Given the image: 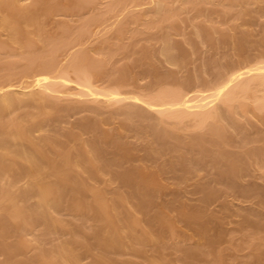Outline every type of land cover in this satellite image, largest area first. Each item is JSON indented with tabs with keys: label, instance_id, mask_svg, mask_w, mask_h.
Here are the masks:
<instances>
[{
	"label": "bare ground",
	"instance_id": "obj_1",
	"mask_svg": "<svg viewBox=\"0 0 264 264\" xmlns=\"http://www.w3.org/2000/svg\"><path fill=\"white\" fill-rule=\"evenodd\" d=\"M91 1L92 0H0V246H3L0 252L4 248L2 252H7L11 259L12 257L17 259L15 255L22 248H27L25 251H29L28 247H38V250L39 247H42L43 256H39L41 254L39 252L38 258L42 257V259L41 261L39 260L40 262H38V264H119L115 261L117 258H112L109 253L112 254L114 251H124L131 247L133 250L134 247V251L138 249L139 255L141 254L139 252L142 251L139 246L146 243L148 245H155L158 241L162 242L161 236L165 228H171L170 231H166L167 233L169 232L172 234L174 231L176 234V225L178 224L179 227L175 215L173 214L174 216H171V213L167 212V203L158 202L155 198L157 192L163 187L159 174L160 170L155 171L151 168L148 169L147 163L132 165L134 164L132 162H130L132 163L130 166H126V168L122 170H120L121 168L119 169V167L118 169H116L117 167L115 168L117 165L122 167L125 162L135 159L137 155L134 153L135 146H133V144L127 143L126 140L116 141L115 145H113L115 150H112L113 146L109 144L111 150L106 149L109 152L113 151L116 157L115 161L113 160L114 158L111 160L107 159L109 157L105 155V151L108 152L105 150V147L109 145L105 144L104 147V143L102 144V142H108L111 137L114 138L115 134L117 136L119 132L116 131L118 128L117 126L113 127L114 129L116 128L115 130L113 129V131L103 128L102 125L108 120L107 116L101 117V115H99V121L95 118H91L92 120H90L88 119L90 117H88L87 121L81 123V130L70 128L65 132L61 131L63 129H59L61 132L57 130L56 132L54 131V133L53 131L46 130V121H50V119L53 118L54 113L60 109V106L64 107L60 105L61 98L64 96L71 98L76 96V100L73 97L76 106H80L79 103L85 105V101L87 100L98 102L96 103L99 104L98 106H101L100 104H106L103 102L114 104L128 101L125 103L126 105L124 108L121 107L120 113L122 112L123 115L125 114L127 122L129 119H133L134 115L143 117V120L145 117L149 118L148 122L151 123V127H148V129H152L153 127L154 134H156L157 137H161L160 139L163 141V146L165 143L162 138L165 136L167 138V136L173 135V132L179 130H176L175 127L178 126L180 129H185L187 127L185 125L186 127L184 128L183 125L185 118L188 117L189 119L191 118V120H197L196 122H188H191V126L193 122L195 123V125L193 124V128H198L196 126L198 125L201 126V128L203 126L202 129L205 127V130L201 133L198 131V134H196L197 132L195 134L191 133L194 135H192L190 141L187 139L189 142L184 143L186 139L183 138V145H180L184 148V144H190V148L186 150V148L189 147L186 146L181 153L182 161L188 160V163H190V165L186 166L188 169L192 170L191 167H195L193 166L195 160L198 163H202L205 158L207 160L211 158V163L215 160L218 163L226 162L221 165L223 166L221 168V173L223 175L228 176V178L229 176L233 178L243 177V179L246 180V178H244L246 175L245 170H249L252 165L259 164L264 168L263 163L259 160L264 158L262 156V154L264 155V145L261 147V144H263L261 143V139L264 140V134L262 133L264 132L260 127L258 133L259 137L262 136L260 141L258 140L259 137L255 138L257 134L254 135V138L252 137L253 140L256 141L257 139L259 141L257 142L261 143L260 147L253 145L255 141H252L249 137L248 142L252 141L253 144H251L252 142L249 144L247 142L246 145L244 143H242L243 145L239 144L238 147L240 148L241 146L242 148H238L240 151H236L239 153L233 154L234 150H231L233 151L231 154L229 150L228 152L225 149L227 148L226 146L230 149L229 146L233 145L232 139L236 136L234 137V135H230L232 133H229L230 125L232 127V124L229 121L230 118L228 119L225 116L226 111L224 112L222 106L223 104L229 105L231 111H229V109L227 110L229 107L225 109L232 112V118L235 117V120H239V118L243 120V118H241L243 111L240 112L239 110L241 107L246 110H244L245 112H248L247 109H254L255 111V107L252 109H250V107L253 103H256V107L259 109L256 110H264V32L261 37L257 38L258 40L260 38L261 44L263 43V45H261V47H263L261 53L258 51L259 53H255L257 54L256 56H253V53L252 56H248L249 54H247L248 57L246 58H244V55V59H237V62L228 63L227 61L231 59L229 58L226 61L228 64L220 62L219 67L221 66L222 68H219L215 79L208 77H206V79L205 76L202 77L203 74L208 73L207 65L209 62L206 59V63L205 58H202V65L200 64L201 70L197 68L198 71L200 70L201 75H199V72L196 71L197 69L194 68L196 71L194 73L196 76L194 81L196 79L197 82H195L197 84L190 87V75H185V72L183 73V71H185L183 68L186 67L184 65H186L190 55L192 53L194 54L195 50L192 42H195V45L196 42L199 45L200 43L196 40L192 41L186 36L185 41L188 44H192L191 50H188L189 53H187L186 49L183 48L180 54L178 52L180 50L179 48L183 47V42L179 43V41H175L173 32L170 30L171 27L175 26L176 18L183 19L181 17L183 13H186L191 20V9L196 11L201 9L202 11L203 7L200 6L202 5L201 2H216L217 5L221 3L219 5L222 6L220 7L218 5V8H221L223 11V13L220 14L221 16H219L220 18L216 19L217 21L221 20V17L224 15L225 17L223 18H225V20H223V22L226 21V18H229V14L226 17L227 13H229V9H234L236 12L238 11V14H234L232 17L233 19L236 18L232 26L237 23V20L241 22L238 21L239 24L233 27L235 29L231 28L238 33V29L236 28H242L241 25L245 23L242 21L245 20L244 18L248 19V15L251 17L252 13L256 15L264 14V0H106L105 2L103 1L104 3L101 1L102 3L99 4L101 5L99 7L94 6L93 8L95 10L92 9L91 12L95 14L97 13L95 12L96 8H99L97 10H99L100 13L98 11V13L95 14L96 16L92 14V17L90 16L80 21V23H77L78 25H74L71 20L67 18L68 16L61 21H54L51 18V16H53L52 14H57L58 11L59 13L62 12L65 14L78 13L77 10L83 9V7L85 9L88 2L92 3ZM89 6H91V4H88V8ZM197 7L199 8L198 10L196 9ZM207 8L208 7H206V9ZM216 9L217 8H215V10ZM219 10L220 9H218V11ZM207 11H203V15L209 22V24H206L208 26L203 24V27H200L198 23H194L193 21L192 23L195 25V32L193 31V34H196V39L198 37L199 42L205 45L209 39L205 42L201 28L205 30L206 27V31H209L206 32L207 37L210 38L209 41H212L211 43L214 42L216 46L219 43L223 44L220 42L221 37L219 35L215 36L216 34L214 33H218L222 30L221 33L227 36V34H225L227 33L225 32L226 29L223 31L222 28L225 27L221 26V21V24H215L213 23L215 22L213 19L212 21L209 20L207 17L209 11ZM235 11L234 13H236ZM215 12H217V10ZM107 13H109V17L105 18L103 14ZM213 13H211V15H213ZM240 18H243V20ZM97 21H100L102 25V29L97 36L103 37L97 45H91L90 41L92 40L89 41L88 37L92 34V32H90L93 30L92 25ZM131 23H136V25L132 26ZM230 24L231 23H229V25ZM228 26L227 30L229 29ZM158 30H162L160 35L157 34ZM110 31L114 32L108 36ZM145 31H150V35H152L154 40H152L150 44H147V42L143 43L142 46L139 47L140 49L136 50V53L141 52L138 58L136 57L137 59H132L133 61H126V63L122 64L121 70H123L124 73L120 77L114 79L113 84L101 83L100 81L104 78L102 76L108 75V70L114 68L113 66L117 58L120 56H127V46L129 43L133 42L139 32ZM155 33L158 36H156ZM239 33H241V31H239ZM244 36L243 40L245 38H250L248 34ZM228 37L230 38V34ZM127 38L129 39L127 40ZM155 38L160 42L159 47H156ZM226 38L227 37H224V40H226ZM238 39L236 40L238 41L237 43L241 42V40L239 41ZM254 39L257 40L253 38L251 41H254ZM236 41H234V43ZM216 46H214V44L212 45V47ZM197 47L198 45H196V48ZM218 47H220V45ZM238 47L245 49L244 44L241 43ZM251 47L252 46H250V49H252ZM248 50L247 48V51ZM245 51L246 50H243V52ZM226 52L232 54L229 51ZM249 52L250 51H248V53ZM8 54L12 56L10 60L5 59ZM159 55H163L166 62L176 67L172 69L163 68ZM184 55H187L188 59ZM63 56L65 60L62 58ZM229 56L230 55H228L227 58ZM135 60H139L143 66L146 63L152 65L154 68L152 72L156 73L154 76L161 80V77H163L167 81L163 83L164 80H162V85H158L160 82H157V86L153 80L155 84H148L147 86H150L146 89L138 90L137 88V90L129 91L127 88L126 90L123 88L124 83L126 81H132L131 76H133L134 73L136 75L134 70L136 65ZM118 67L119 66H117V68ZM143 69V72H146L145 66ZM138 73L137 71V74ZM113 75H116V73ZM127 76L129 80H126ZM154 76L152 75V77ZM199 76L206 79V81L203 79V85L202 81H200L202 78L199 79ZM72 82H74L75 85H72ZM109 82L110 81H108V83ZM127 82L125 84H127ZM199 84L202 86H199ZM142 103L146 104L147 109L149 107L150 110L152 109L159 112L160 115L158 116L160 121L162 120L167 123V119L170 120L168 123H171V126L168 123L166 127H161L159 123L158 126H156V122L152 125V123H154L153 116L150 115L151 117H149L150 113L148 114L145 106H140ZM95 109L98 108L96 107ZM150 110L149 112H151ZM151 113L153 115V112ZM262 113L264 112L262 111ZM243 116L245 117L244 113L242 117ZM170 118L173 119V123ZM260 118L263 121L264 115H261ZM93 119H95L94 122H92ZM156 120L158 119L156 118ZM244 120L242 122H244ZM246 120H248V118H246ZM130 121L129 123H132L133 120ZM138 121L140 122V120H137V122ZM181 122H183V124ZM238 122L240 123L241 121ZM119 124L120 129L127 125L129 127V124L126 125V121L121 120ZM247 124L248 122L245 126H247ZM147 125L149 124L147 123ZM236 126L240 127L238 123ZM254 126L250 127L249 125L247 128L242 126L244 129L240 127V130H244L247 137V134L250 135L251 133H255L254 128H256V126ZM136 127H140L139 129H141V126L138 127V125H136ZM233 128L235 132H237L236 134H238L240 130H237L234 125ZM148 129L146 128L144 130L147 131ZM260 130L262 131L261 135ZM88 131H92L93 136H95L93 137L91 134L90 138L89 136L87 137L85 133ZM121 132L122 131H120V133ZM178 133L179 135L181 134L180 132ZM139 135L142 136L141 134ZM175 136L174 133L173 137H170L174 144L177 140ZM244 136L243 139L246 138H244ZM155 138L156 137L152 135L151 139H147L148 143L147 141L145 142L147 145L149 144L148 148L153 151H158L160 149V144L157 142L159 137L157 141ZM181 138H178L179 144ZM118 139L122 140L121 136ZM248 139L246 138L245 140ZM161 140H159V143H162ZM207 142H210L214 146L213 149L206 146ZM229 142H232V145ZM224 146L225 150H222ZM174 147L176 146L174 145ZM160 150H162V147ZM165 150L167 151V149ZM191 151H194L193 154L197 155V159H192L194 155L191 154ZM261 152H263L261 154L262 158L260 156ZM146 153L148 154V152ZM150 153L154 155L152 151ZM243 153L247 156L242 155ZM178 154L180 155V151L177 152V155ZM207 156H210V158H207ZM243 156L245 158H243ZM177 157L179 158V156ZM247 157L248 160L251 161V164L248 163L249 161L245 160ZM146 158L148 159V156ZM136 159H138V157H136ZM111 161L114 165L116 164L114 166L116 171H113V167L111 166L113 163ZM245 162H247L249 166ZM188 163L186 162V164ZM166 165L168 166V164ZM246 165L248 169H244ZM160 166L163 168L164 163H160ZM219 167L216 166V168ZM165 168L166 166L164 169ZM260 168L263 172V168L261 166ZM194 169L196 170L197 168H193V170ZM262 172L260 173L261 175L264 174ZM107 174L110 175L107 176ZM219 177H221V175ZM223 182L225 183V180ZM115 183H118L117 186ZM232 186L233 184L231 187ZM251 186L250 184L249 187ZM234 187H236V185ZM215 189L214 187L209 188V192L214 194ZM262 197L264 199V195H262ZM181 209L185 216H190L191 221H198L200 223L203 235L209 232V221L211 219L210 216H212V214L210 215L211 212L209 213L206 209L207 211H204L208 212L206 214L201 210L202 208H195L193 211H190L192 208L190 210L188 209V211L185 210V208ZM65 210L71 212L74 216L78 215V217H82V215H84L85 219L86 216H88L87 219L89 223L91 222L89 218L93 221L92 224H94L95 227L90 228H95L94 235L98 241V246H102V248L97 247L99 248L98 252L100 249H103V252L105 250L104 253L100 252V256L95 261L83 263L81 249L88 247L90 243L79 238V235L81 236L82 233L79 224H77L79 221L75 223L69 220L68 217L65 218L66 215H62V211L66 212ZM142 211L145 212L144 215L140 214ZM168 211H170L169 208ZM178 214L181 216L180 212ZM67 215L70 214L68 213ZM183 221L185 220L183 219ZM178 222H180V219ZM189 223L190 222H188V224ZM41 224L44 225V228L49 229L50 232L51 230H59V232L62 230L61 232H70L72 237H70V235L67 237L71 239L66 237V240H59L60 242L57 241L58 243L55 242L54 246H51L52 248L43 247L45 244L44 240L37 237L35 238V236H30L41 231L39 228V231L36 230V232H34L38 225ZM191 224L193 225V222ZM263 224L264 223H262V225ZM14 230L19 231L18 237L14 236L17 235L14 234ZM198 230L200 231L199 228ZM12 232L14 234L12 237H15V239H12L13 241L10 242V239H6V237ZM41 232H43V230ZM45 232L46 231L43 233ZM67 234L69 235V233ZM37 235H40V232ZM167 235L171 236L169 234ZM203 235L201 234V236ZM86 236L88 237L89 235ZM46 240H48V238H46ZM86 240L88 239L86 238ZM163 243H167V239L163 241ZM92 244L94 245V243ZM159 245L157 246L161 250L162 245ZM142 247L144 246L142 245ZM158 247L154 250L159 252L160 250ZM146 249L148 248L146 247ZM115 252L114 254H116ZM119 255L120 253L117 257ZM141 255L143 256V252ZM153 255L154 256L150 259L147 257L143 258V261L147 259L148 262L146 264H171L169 259L168 261L164 260L161 254L159 255H161L163 259L159 256L157 257V255L155 256V254ZM21 258L19 256L17 260L20 261ZM11 259L9 258L7 262L9 260L11 261ZM218 259L220 260L221 256H218ZM135 260L125 261L124 259L123 264H143ZM222 260H224V258ZM32 262L29 264L35 263V261ZM15 263L17 262L15 261ZM10 264L12 263L10 262ZM18 264L20 263L18 262ZM23 264L26 263L23 261Z\"/></svg>",
	"mask_w": 264,
	"mask_h": 264
},
{
	"label": "rangeland",
	"instance_id": "obj_2",
	"mask_svg": "<svg viewBox=\"0 0 264 264\" xmlns=\"http://www.w3.org/2000/svg\"><path fill=\"white\" fill-rule=\"evenodd\" d=\"M101 1L105 2L106 0H92L91 1L92 3L88 2V4H91V6H89V8H88V4H87L85 9L83 7V9L77 10L78 13L75 12L73 14H65V13H62V12L59 13V11H58L57 14H55V13L52 14L53 16H51V18L54 21H61L63 19H66V17L68 16L67 18L70 19L71 22L74 25L75 24L78 25L77 23H80V21L85 20V19L89 18L90 16L92 17L93 13H91V12H92V9H94L93 7L94 6H97V7L101 6V5H99V4L102 3ZM201 3H202V5H200V6L204 8V9L202 8V11H201V9L198 10L199 9L198 7L196 8L198 11L191 9L192 11H190V14L192 15V17H191L192 21L190 20V18H188L186 13H183L182 16H181L183 19L181 20L179 18H176L175 19V26L170 28V30L173 32V38L175 39V41H179V43L183 42L182 43L183 47L179 48L180 50L178 49L179 50L178 53L181 54L182 53L181 50H183V48L186 49L187 53H189V51L191 50V45L192 44H188L185 41L186 36L189 37V39L192 40V41L193 40L198 41V43H200V45H201L200 46L196 42V45H198V47L196 48V45L194 44L195 42L191 41L193 43V45H194V50H195L194 54L191 52L192 54L190 55L189 59L187 58V55H184V56H186L188 61H187L186 65H184L186 67L183 68L185 70V71H183V73L185 72L184 74L187 75V76L190 75L189 76V81H190L189 85H190V87H193V86H195V84H197L196 83L197 82L196 79H195L196 82L194 81V78H196L194 73L196 71H198L197 68H200V70H201L200 64L202 65V62H201L202 58H205V60L207 59L209 61L208 65H207L208 73L207 74H203L202 73L203 74L202 77L205 76V78L208 77V78H211V79H213V78L215 79L216 75H217V72H218L219 68L221 67V66L219 67V65H220L219 63L220 62L221 63H225V64L227 62L228 63L237 62L238 60H242V59H244V58H246L248 56H252V53L254 54L253 56H256L257 54H255V53H259L258 51H260V53H261L262 49L264 47V46L261 47V45H263V43L261 44L260 38H259V40L257 39L258 37H261L262 33L264 32V14L256 15L255 13H252L251 17L248 15V17H247L248 19L244 18L245 20H243V18H240V19L243 20L242 22H245V23H243L241 25L242 28L240 26H238L240 28H236V29H238L237 30L238 33H239V31H241V33L238 34V33H236L235 30L231 29L233 27H236V25H238L239 22H241V21L237 20V23L234 24L235 26L234 25L232 26V24L234 23V20H236L235 17H234L235 19H233L232 17L234 16V14L235 15L238 14L237 13L238 11L236 12L234 9H231V10L229 9V13H227L226 17L229 14L230 20H229V18H226V21L223 22V20H225V18H223V17H225V15H224L225 13H224L223 14L224 16L221 17V20L217 21L216 19L220 18L219 17V16H221L220 14L223 13L221 8H218L220 6L219 4H221V3H218L219 6L217 5L216 2H214V3L201 2ZM198 6H199V4H198ZM206 7H208V8L206 9ZM215 8H217L216 9L217 12H215L216 11ZM97 9H99V8H96L95 12L98 13L99 10H97ZM218 9H220V10L218 11ZM203 11L204 12L205 11L208 12L207 17L211 21L213 19L215 21L213 23L221 24L220 21L222 22L221 26L222 27L224 26L225 28H222L220 26L219 27L222 28L223 31H224V29H226L225 32H227V33H225V34H227V36H225V35H223L221 33L222 30L219 31L218 33H214V34H216L215 36L219 35L221 37L220 38V40H221L220 42L223 43V44L219 43L216 46V44L214 42L211 43L212 41L211 42L209 41L210 38H208L207 34H206V32L208 31V30L206 31V27H205V30L203 28H201V32H202L203 38L205 39V42L209 39L205 43V45H203L204 43L199 42L198 37L196 39V34L195 35L193 34L195 32V25L192 22L194 21V23L195 22L198 23L200 27H203L202 26L203 24H205V25L209 24V22L207 21L206 17L204 18V15H203L204 12ZM231 11H232L233 14L231 13ZM234 11L236 13H234ZM97 13H95V14H97ZM99 13H100V11H99ZM211 13H213V15H211ZM95 14H93V15L96 16ZM98 15H100V14H98ZM108 15H109V13L103 14V16L105 18L109 17ZM81 16H83V17H81ZM231 18H232V20H231ZM229 23H231V24L229 25ZM131 25L135 26L136 23H131ZM226 25L227 26L229 25L228 26V28H229L228 30H227V26ZM206 26H208V25H206ZM92 27H93L94 31L92 29H90V30H92V31H90V32H92V34L89 35L88 38H89V41L92 40V41H90L91 45H97L100 42V40L102 39V37H103V36L102 37L101 36H97V35H99L98 33L100 32V30L102 29V25L100 24V21H97L96 23H94L92 25ZM233 29H235V28H233ZM243 29H245L246 31L243 30ZM203 30H204L205 33L203 32ZM150 31L139 32L136 35V38L133 40V42H130L129 45L127 46V56H125V57H121L120 56V57L117 58V61H116L115 65L113 66L114 68H112L111 70H108V75L102 76L104 78H102V80L100 81L101 83H103V84H105V83L113 84L114 79L120 77L124 73L123 70H121V66H123L122 64L126 63V61L130 62V61H133L134 59H137L138 55H140L141 52H137L136 53V50L140 49L139 47H141L143 43L147 42V44H150L152 42V40H154L152 35H150ZM153 31H154V29H153ZM247 31H249V32H247ZM113 32L114 31H110L108 33L109 34L108 36H110ZM161 33H162V30H158L157 31L158 35H160ZM228 33L230 34V38L228 37V35H229ZM232 33L235 34V35H233ZM245 33H247L249 35L248 37H250V38H248V39L245 38L246 40L245 39L243 40V37H245L244 35H247ZM157 34H156V36H158ZM240 34H242V35H240ZM204 35H205L206 38L204 37ZM193 36H194V38H193ZM224 37H227L226 40H224ZM236 38L237 39L239 38L238 40L239 41L241 40V42L237 43L238 41H236L237 40ZM253 38H256L258 41L255 40V39H254V41H251V39H253ZM128 39L129 38H127V40ZM234 41H236V42L234 43ZM208 42H210V43H208ZM258 42H259V44H258ZM240 43L244 44L245 49H241V48L238 47L240 45ZM246 43H247V47H246ZM155 44H156V47L160 46V42L157 41V39L155 41ZM213 44L216 47H212ZM219 45H220V47H218ZM204 46H206V47H204ZM250 46H252L251 47L252 49H250ZM247 48L249 49L248 51H250L249 53L247 51ZM196 49H198V50H196ZM243 50H246V51L243 52ZM226 51H229L232 54H228V52H226ZM236 51H238V52H236ZM226 54H228L230 56L227 58L228 55L225 56ZM247 54H249V55L247 56ZM231 55H232V57H231ZM188 56H189V54H188ZM243 56H244V58H243ZM159 57H160L162 65H163L162 66L163 68L165 67V68H169V69L171 68L172 69V68L176 67V66L171 65L168 62H166L164 60L163 55H159ZM10 58H12V56H9V54L5 57L6 60H10ZM62 58H63V60H65L64 56ZM218 58H220V59H218ZM229 58H231V59H229ZM233 59H234V61H233ZM207 60H206V63H207ZM117 66H119V67L117 68ZM144 66H145L146 72H143L144 71V69H143ZM144 66L141 64V62L139 60L136 61V65L134 67L136 75L134 73L135 76L134 75H133L134 77L131 76L132 81H128V82L126 81L127 84H125L126 83L125 82L124 85H123V88H125L126 90L128 88L129 91H133L135 89L137 90V88H138V90H140V89L143 90V89H146V88H148L150 86V85L147 86L148 84H151V83L155 84L156 83L155 85H157L158 84L157 82H160L158 85H162L163 83H165L167 81V80H165V78L161 77L162 80H164L163 83H162L161 82L162 80L160 78H156V76H154V74L156 75V73L152 72V69H154L152 65L146 63V64H144ZM147 66H150V67L152 66V67L150 68V67H147ZM194 68L197 69V70L195 71ZM150 69H151V71H150ZM160 69H162V68H160ZM191 70H192V72H191ZM200 70L198 71L199 75H201ZM137 71L139 72L138 74H137ZM186 71L189 72V73H187ZM115 73H116V75H113ZM152 75L154 77H152ZM202 77L199 76V79L202 78ZM133 78H134V80H133ZM205 78L200 79V81H202V85H203V79L205 81L207 79V78L206 79ZM159 79H160V81H159ZM126 80H129L128 76L126 77ZM153 80L155 81V83L153 82ZM108 81H110V82L108 83ZM71 84L75 85L74 82H72ZM155 85H154V87H155ZM202 85L199 84V86H202ZM73 97L71 98V97H68V96H66V97L64 96L63 98H61L60 105H62L64 107L60 106V109H58L54 113L53 118L50 119V121H46V123H45V127L47 128L46 130L47 131H53V133H54V131L56 132L57 130H58V132H61V131H65L66 132V130L70 129V128H72V129L76 128V130H81V123H84L85 121H87L88 117H90V118H88L90 120H92L91 118H95V119H97V121H99V119H100L99 115H101V117H103V116L104 117H106V116L108 117V120L106 119L107 122L104 123L102 126H103V128L111 129L112 131L114 129L113 127L117 126L119 128V126H120L119 122L121 123V120L122 121H126V125L129 124V127L127 125V126H125L124 128H121V129L120 128L119 129L115 128L116 131H119L117 136L115 134L116 137L115 136H114V138L111 137L108 140V142H102V144L104 143L103 144L104 147H105V144L106 145L110 144V145L113 146V145H115L116 141H123V140L125 141L126 140L127 143H131V145L133 144V146H135L134 147V153H135V155H137L136 157H138V159H136V157H135V159H133V160L131 159L130 161L125 162V164L122 167H120L118 165L115 166L116 164L114 165V163L112 161L113 160L115 161V157L116 156H114L115 154H114L113 151L109 152L107 150V149L111 150V146L110 145L105 147V150L108 151V152L105 151V155H107V157H109V158H107V157L106 158L109 159V160L114 158L111 161L113 163V165H111L113 167V171H116L114 169V166H115V168L117 167L116 169H118V167H119V169L121 168L120 170H122L123 168H126V166L127 167L130 166L132 163H134L132 165H138V164H141V163L142 164L143 163L144 164L147 163L146 165H148L147 166L148 169L151 168L152 170H155V171L156 170H158V171L160 170L159 174H160V179H161V183L163 184V187H162V189H160V191H158L159 193L157 192L155 198H156V200L158 202L167 203V207H166L167 208L166 209L167 212H170L171 216L175 215L177 223H179V227H178V224H177L176 225L177 228H175L178 232L174 229L176 231V234L174 233L173 230H172L173 233L171 231V233L173 235L170 234L169 232L168 233L166 232V231H170L171 228L170 229L169 228H165L163 230V234L161 236V241L162 242L158 241V243H156V244L154 243L155 245H150V244L148 245L147 243L146 244H142L145 248L142 247V245L140 244L141 246H139V247H141L142 251H140L139 253L142 254V252H143V256L141 254L138 255V251H137L138 249L136 251H134V247H133V250H132V247H131V248H128V249H126L124 251H116V252L114 251L116 254H114V252H112V251H111L112 254H110L108 252L109 255H111L112 258H114V259L117 258V260L115 259V261L117 263L123 264L124 263V261H123L124 259H125V261H127V260H135L136 259L138 262L146 264L148 261H147V259H145V261H143V258L147 257V258L150 259L151 257L154 256L153 254H155V256L157 255V257L158 256L160 258L164 257V260L168 261V259H169V262L171 264H264V227H263L264 224L262 225V223H264V199L262 197V195H264V174H262L263 176L260 174L262 172L261 171L262 169L260 168V166L263 168L262 165L254 164L255 167H254V165H252L249 168V170H247V171L245 170L246 175L244 176V178H246V180L243 179V177H234L233 178L232 176H229V178H228V176L223 175L221 173L222 172L221 168L223 166H221V165H223L226 162H224V161H223L224 163L219 162L220 163L219 164L215 160L216 162L212 161V163H211L212 159L210 158V156H207V158H210L209 160H207L205 158L204 162H202V163H198L195 160V162H193L194 163L193 166H195V167H191L192 170L188 169L186 166L190 165V163H188V160H183L182 161L181 153H182V150L185 149L186 146H189L190 144L189 143H188V145L184 144V148H182L181 147L183 145L182 142H183L184 139H186V140H184L185 141L184 143L189 142L191 137H192V135H194L196 132H197L196 134H198L199 132L201 133V132H203V130H205V127H204V129H202L203 126L201 128V126H198V125H196L198 128H196V127L193 128V126L195 125L194 122L192 123V126L190 125L192 121H195V119L191 120V118L190 119L188 117L185 118L184 119V124H183V122H181V123L184 125V128L186 126L188 128L186 127L185 129H180L178 126L175 127L176 130H178V129L180 130V131L178 130V131L173 132V135L175 133V135H176L175 137H177V140H176L175 144H174V142H172V138H170V137H173V135H170V136H167V138H166V136L162 138L164 140V143H165V145L163 146V141L160 139L161 137L158 136L159 140L162 141V143L161 142L159 143V140L157 139L158 138L157 135L154 134L155 132L153 130V127H152V129L151 128L148 129V127H151L150 126L151 123L148 122L149 118L145 117L146 119L144 118V120H145L144 121L143 117L134 115V118L133 119H129L128 122H127V119L125 118V114L123 115L122 112H121L122 113L121 114L120 113V109L124 108V106L126 105L125 103L128 102V101H126V102L122 101L120 103L117 102V103H114V104H109V103L107 104V102H103V103H106V104H100L101 106H98L99 104H96L98 102L93 101V100H91V101L87 100V101H85V103H86L85 105H82L81 103H79L80 106H76L75 105L76 104V102H75V100H76L75 97L76 96L74 97L75 100H73ZM142 104H140V106H142V107L145 106V109H147L146 108L147 107L146 104H144V103H142ZM252 105H251L250 109L255 107V111H254V109L253 110H248L247 109V111L249 113L245 112L246 110L243 107H241V108L239 107L240 108L239 109L240 112L243 111V113L245 114V117L244 116L242 117V115H243V113H242L241 114V118H243V120L244 119L246 120V118H248V120H246L248 122L247 126H245L247 122L245 120H244V122H242L243 120H240V118L238 116H236V117L239 118V120H235V117L232 118L233 117L231 115L232 112H229V111H231L230 110L231 108L229 107V105H227V104H223L222 105L223 109H224V112L226 111L225 112L226 113L225 116L228 119L230 118L229 121L232 124V127L230 125L229 133H232L230 135H234V137L235 136L237 137V138L235 137V138L232 139L233 140L232 141L233 145H232V142H229L232 145V146H229L230 149H228V146H226L227 148H225V146H224L222 148V150L225 148L227 151L229 150L230 153L233 152L231 150H234L233 154H235V153L237 154L239 152H236V151H240L239 149L241 148V146H240V148L238 147L239 144L243 145L242 143H244L246 145L247 142L249 141L248 138L249 137L251 139H252V137L254 138L255 134H257V135H255V138L259 137L258 136L259 135L258 134L259 133V127H260V129L262 128L263 132H264V120L262 121V119L260 118L261 115H264V113H262V111L264 112V110L258 111L259 109L256 107V103H253ZM65 106H67V107H65ZM70 106H72V107H70ZM96 107L98 109H95ZM227 107H229V108H227ZM225 108H227V110L229 109V111H227ZM148 109L150 110L149 107H148ZM148 109L146 111H148V114L150 113L149 117L153 116L152 118H153V122L154 123H152V125H154L155 122H156L157 123L156 126H158V123H159V125H161V127H166V124L170 120L167 119V121H166L167 123H165V121L163 122L162 120L160 121L159 120V116H158V115H160L159 112H157L156 110H152L151 109L150 111L153 112V115H152V113L149 112ZM256 109H258V110H256ZM120 114H121V116H120ZM252 114H254L255 116L252 115ZM154 115H157V116H154ZM230 115H231V117H230ZM246 115H247V117H246ZM122 116L125 119H123ZM156 118L158 120H156ZM95 119H93L92 122H94ZM170 119H171V122H172L173 119L172 118H170ZM130 120H133L132 123H129V122H131ZM137 120H140L141 123L139 121H138L139 122L138 123ZM174 120H176V119H174ZM177 120H178V118H177ZM231 120H233V121H231ZM134 121H136V122H134ZM188 121H191V122H188ZM234 121H236V122H234ZM238 121H241V122L239 123ZM255 121L257 122V124H256ZM144 122H145V124H144ZM147 123L149 125H147ZM237 123L239 124V126L241 128H242V126L247 128L249 125H250V127L255 125L256 126V128H254L255 133H253V134L251 133L250 135L247 134V137H246V133L244 132V130H240V127L236 126ZM136 125H138V127L141 126V129H139L140 127L137 128ZM169 125L171 126V123ZM233 125H234V127L237 130H240L241 132L239 131L238 134H236L237 132H235V130L233 128ZM125 128H127V129H125ZM146 128L148 130H150L151 133L148 130L145 131L144 129H146ZM59 129L60 130L63 129V130L59 131ZM136 129H138V130H136ZM242 129H244V128H242ZM261 130H260V135H261V132H262ZM120 131H122V132L120 133ZM143 131H145V132H143ZM178 132H180L181 134L179 135ZM191 133H194V134H191ZM91 134L93 136V132L92 131H88V132L85 133V135L87 137L89 136V138L91 137ZM119 134H120L122 140L118 139V138H120ZM139 134H141L143 137L140 136ZM242 134H244L245 136L242 135ZM262 134H264V133H262ZM152 135L154 137H156L155 139H156V141L158 140L157 142H158V144H160L159 145L160 149L162 147V150L159 149L158 151H153L150 148H148L149 144L147 145V143H148L147 139H151ZM239 135H241V136H239ZM181 136H182V138H181ZM243 136H244V138L246 137L248 140H245L246 138L243 139ZM178 138H181L180 144L178 142L179 141ZM260 138H262V136L258 138L259 141H260ZM234 139H235V141H234ZM170 140H171V142H170ZM258 140L256 139V141H255V140L252 139V141H255V143H258L259 142ZM145 141H147V143ZM173 141H174V139H173ZM252 141L248 142V144L251 143ZM263 141L264 140L261 139V143H263V144H261V143H258V144L254 143L253 144V142L251 144L255 145L256 147L257 146L260 147L261 145H262L261 147H263V145H264ZM209 143L210 142H207L206 146L211 148V149H213L214 146L211 143L210 144ZM174 145L176 147H174ZM236 145H237V147H236ZM167 147L169 148V150H168ZM146 148H147L148 151L146 150ZM170 148L172 149V151H171ZM178 148H179V150H178ZM188 148H190V146L187 147L186 150ZM113 149H114V146H113L112 150ZM165 149H167V151ZM150 150L154 153V155H151L152 153H150L151 152ZM178 151H180V155L179 154L177 155ZM146 152H148V154ZM160 152H162V153H160ZM193 153H194V151H191V154L194 155V156L191 155L192 159H197V155H195ZM262 153L263 152L260 153V156H261ZM176 155L179 156V158ZM186 155L190 156L188 154H186ZM242 155H244V153ZM147 156H148V159L146 158ZM244 156H247V155H244ZM244 156H243V158H245ZM262 156L264 157L263 154H262ZM262 156H261V158H262ZM175 158H176L177 161L175 160ZM245 160L249 161L248 157ZM259 160H261V162L264 165V162H263L264 158L259 159ZM174 161H175V163H174ZM130 162H132V163H130ZM186 162L188 164H186ZM160 163H162V164L164 163V167L166 166V168L165 169H164V167L162 168L163 165L160 166ZM196 163H198V164H196ZM245 163L247 164V162H245ZM248 163L251 164V161H249ZM166 164H168L169 167ZM176 164H178L179 166L176 165ZM215 165L218 166V167L220 166V167L216 168ZM247 165L249 166V164H247ZM247 165H246V167L244 169H248ZM256 167H257V169H256ZM193 168H197V169L193 170ZM263 170H264V168H263ZM218 173L219 174L221 173L220 174L221 177H219L220 175ZM262 173H264V171ZM108 175H110V174H107V176ZM224 180H225V183L223 182ZM233 180H234V182H233ZM235 181H236V184H235ZM118 182H119V180H118ZM115 184L117 186L118 183H115ZM232 184H233V186L231 187ZM247 184H248V186H247ZM250 184L253 187L252 186L249 187ZM228 185H230V186H228ZM235 185H236V187H234ZM212 187L216 188L214 194L209 192V188H212ZM205 192H206V194H205ZM210 197H211V199H210ZM135 201H136V199H135ZM183 205H185V206H183ZM168 208H169L170 211H168ZM181 208H183V209L185 208V210H187V211H188V209L190 210L191 208L192 209L190 211H193L195 208L196 209H201L202 208L201 210H203V212L206 209L208 210L209 213L211 212L210 215L212 214V216L209 215L211 217V219L209 221L210 222L209 223V232L207 234L203 235V233L201 232L200 223L198 221H196V222L191 221L190 216L189 217L185 216L182 213L183 210ZM65 211L66 212L62 211L63 213L61 212L63 216L66 215L65 218L68 217L69 220L74 221L75 223H76V221H79L80 223H82V224H80L79 222H77V224H79V226L81 228L80 229L81 232L83 233V234L81 233V236L79 235V238L81 240L84 239L83 241H86L87 243H90V245H89L90 247L88 246V247H84L83 249H81L82 254H83L82 255L83 263H85V262L88 263V261H89V263L95 261L100 256V252L104 253L105 250L103 252V249H100L101 251L99 250V252H98V249L102 248V246H100V245L98 246V241L96 240V237L94 235L95 228H92V229L90 228V227H95L94 224H92L93 221L89 218V220L91 221L90 222L91 224H90L88 222V219H87L88 216H86V219H85L84 215H82V217H80V216L78 217V215L74 216V214H71V212H68L67 210H65ZM179 212L181 213V216H180V214H178ZM208 212H204V213L207 214ZM68 213L70 215H67ZM144 213H145L144 211L140 212L141 215L142 214L144 215ZM176 215L179 216V217H177ZM73 216H74V220H73ZM181 217H182V219H181ZM179 219H180V222H178ZM183 219L186 221V223H185V221H183ZM188 222H190V223L188 224ZM192 222H193V225L191 224ZM43 226L44 225H42V224L38 225V227L35 229L34 232H36V230H38L40 228L41 231L42 230H43V232L46 231L45 233H43V232L38 230L40 232V235H37V234H39V232H36L37 234L35 233V235H33V236L30 235L31 237L35 236V238L37 237V238H41L42 240H44L45 244H44L43 247L50 248L51 246H54L55 242L58 243V242H60L59 240H61V241L64 240V239L66 240V237L71 235L70 232H66V233L64 231L61 232L62 230L60 232H59V230L58 231L51 230V232H52L51 233L49 229H46ZM83 228L85 229V231H84ZM198 228L200 229V231L198 230ZM18 232L19 231H15V233H14V234H17V235H14L13 232L10 233V235L8 237H6V239L7 238L10 239V242H12L13 241L12 239H15L16 236L18 237ZM67 233H69V235ZM167 234L171 235L172 237L168 236ZM201 234L203 236H201ZM13 235L15 237H12ZM83 235H85V236H83ZM86 235H89V236L87 237ZM70 237H72V235ZM70 237H67V238L71 239ZM46 238H48V240H46ZM86 238L88 240H90V241L86 240ZM166 239H167V243H163V241H166ZM16 240H17V238H16ZM92 241H94V242H92ZM51 242H52V245H51ZM46 243H48V244H46ZM92 243H94V245ZM159 244H161L163 246V248ZM157 245L161 246V250H160V248ZM156 246L159 248V250L161 252L160 251L158 252L157 250L156 251L154 250L155 248H157ZM2 247L3 246H0V249ZM97 247H99V248H97ZM146 247L148 249H146ZM3 249H2V251H3ZM25 249H27V248H22L18 252L20 258L22 256L20 261L17 260V259H19L18 253L15 255V256H17V259L13 258V257L11 259L10 255L7 252L4 251L6 253L5 254V253H3L1 251L0 252V264H5L9 258L11 259V261L9 260L7 262L8 264H10V262L12 264H18V262L20 264H23V261L26 264L27 263L29 264L33 260L35 261V263H33L34 261L32 262L33 264H38V262L41 261L42 257L41 258H38V257L39 256H43L42 255V247H39V250H38V247H36V248L35 247H28L29 251L26 250L27 252L25 251ZM129 249H131V250H129ZM128 251H131V252H128ZM39 252L41 253L40 255H39ZM118 252L120 253V255L117 257V255L119 254ZM159 254H161L162 257ZM35 256H36V259H35ZM218 256L219 257L221 256L220 260L218 259ZM222 256H223L224 260H222L223 259ZM6 257H7V259H6ZM26 260H27V262H26ZM118 260H120V261H118ZM15 261L17 263H15ZM28 261H31V262H28Z\"/></svg>",
	"mask_w": 264,
	"mask_h": 264
}]
</instances>
